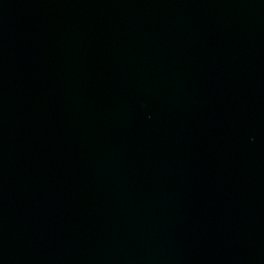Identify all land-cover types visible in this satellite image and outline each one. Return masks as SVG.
Instances as JSON below:
<instances>
[{
  "label": "water",
  "instance_id": "water-1",
  "mask_svg": "<svg viewBox=\"0 0 264 264\" xmlns=\"http://www.w3.org/2000/svg\"><path fill=\"white\" fill-rule=\"evenodd\" d=\"M0 264H264V0H0Z\"/></svg>",
  "mask_w": 264,
  "mask_h": 264
}]
</instances>
